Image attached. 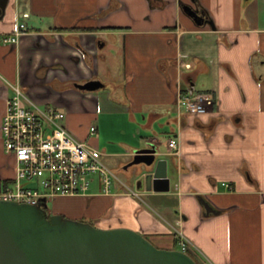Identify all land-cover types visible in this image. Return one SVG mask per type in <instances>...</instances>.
<instances>
[{
	"label": "crops",
	"instance_id": "1",
	"mask_svg": "<svg viewBox=\"0 0 264 264\" xmlns=\"http://www.w3.org/2000/svg\"><path fill=\"white\" fill-rule=\"evenodd\" d=\"M25 12L27 31L5 43ZM89 79L106 90L75 88ZM191 84L214 94L204 114L178 111ZM13 85L25 104L64 111L122 181L106 194L96 177L89 194L58 197L52 213L130 228L160 248L183 232L201 264H264V0H9L0 124ZM149 143L169 160V191L150 189L140 176L148 169L130 165ZM123 183L141 195L123 193Z\"/></svg>",
	"mask_w": 264,
	"mask_h": 264
},
{
	"label": "built area",
	"instance_id": "2",
	"mask_svg": "<svg viewBox=\"0 0 264 264\" xmlns=\"http://www.w3.org/2000/svg\"><path fill=\"white\" fill-rule=\"evenodd\" d=\"M25 12L20 16L14 32L3 37L5 43L16 44L27 31ZM185 67H191L185 63ZM13 94L8 97L0 133L8 154V167L13 176L6 185H0V199L29 203L46 209L50 200L63 196L87 195L98 177L102 191L113 194L117 173L102 159L99 148L74 135L65 123L66 114L55 107L25 104L27 96L20 85H13ZM214 103L212 92H199L190 85L186 92H180L177 108L180 113L204 114ZM97 126L91 125L90 133L96 134ZM168 145L176 150L178 140L173 137ZM229 189L233 187L223 183ZM123 193L140 196V192L122 184ZM182 251L189 247L183 232L177 233Z\"/></svg>",
	"mask_w": 264,
	"mask_h": 264
},
{
	"label": "water",
	"instance_id": "3",
	"mask_svg": "<svg viewBox=\"0 0 264 264\" xmlns=\"http://www.w3.org/2000/svg\"><path fill=\"white\" fill-rule=\"evenodd\" d=\"M9 0H0V18ZM200 22L203 13L186 6ZM212 25L213 23L209 21ZM81 91L104 87L99 79L75 82ZM159 145L149 143L135 151L130 165L143 164L141 172L150 189L169 191V160L159 157ZM0 264H198L188 253L160 248L142 233L126 227L101 228L92 223L54 213L39 206L0 199Z\"/></svg>",
	"mask_w": 264,
	"mask_h": 264
},
{
	"label": "rangeland",
	"instance_id": "4",
	"mask_svg": "<svg viewBox=\"0 0 264 264\" xmlns=\"http://www.w3.org/2000/svg\"><path fill=\"white\" fill-rule=\"evenodd\" d=\"M104 90H106V88H101L98 90V92H100V91L102 92ZM1 141H2V139H1ZM0 156L2 157L3 160H5V164H6L9 160V157H8V154L6 153V150H5L2 142L0 143ZM1 173H0V175H1V177L3 176V178H10L13 176V170L11 168L6 167L5 165L3 166V171ZM0 185H1V181H0ZM57 199H55V200H57ZM55 200H50L48 202V206L45 209L47 216L52 215V209L55 208V206L57 204V201H55ZM173 248L180 250V245L178 244V242L174 243ZM193 256L196 257L194 254H193Z\"/></svg>",
	"mask_w": 264,
	"mask_h": 264
},
{
	"label": "trees",
	"instance_id": "5",
	"mask_svg": "<svg viewBox=\"0 0 264 264\" xmlns=\"http://www.w3.org/2000/svg\"><path fill=\"white\" fill-rule=\"evenodd\" d=\"M214 127V123H211L210 125H209V129L211 130L212 128ZM8 182H10V180H8V179H3V180H1V185H6ZM51 215H48V217H50ZM66 217V216H65ZM145 236V235H144ZM146 238H148L149 240H150V238L149 237H147V236H145ZM151 241V240H150ZM152 242V241H151ZM176 242H178V238H177V236H175V243ZM187 253L191 256V257H193L194 259H195V261L198 263V264H201L200 263V261L196 258V257H194L193 256V253L190 251V250H187Z\"/></svg>",
	"mask_w": 264,
	"mask_h": 264
},
{
	"label": "flooded vegetation",
	"instance_id": "6",
	"mask_svg": "<svg viewBox=\"0 0 264 264\" xmlns=\"http://www.w3.org/2000/svg\"><path fill=\"white\" fill-rule=\"evenodd\" d=\"M4 165H5L6 167H8L7 164H4ZM4 165H3V166H4ZM2 169H3V168L0 166V172L2 171Z\"/></svg>",
	"mask_w": 264,
	"mask_h": 264
}]
</instances>
